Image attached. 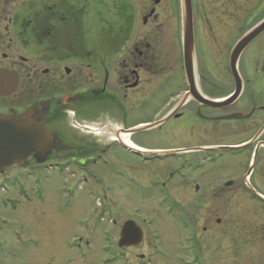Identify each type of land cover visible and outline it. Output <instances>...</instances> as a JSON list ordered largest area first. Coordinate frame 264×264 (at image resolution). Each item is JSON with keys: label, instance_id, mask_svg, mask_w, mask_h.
<instances>
[{"label": "flooded vegetation", "instance_id": "flooded-vegetation-1", "mask_svg": "<svg viewBox=\"0 0 264 264\" xmlns=\"http://www.w3.org/2000/svg\"><path fill=\"white\" fill-rule=\"evenodd\" d=\"M199 5L191 0V72L181 0H0V117L43 126L50 141L46 152H23L22 161L0 170V224L6 203L25 189L35 194L29 204L44 206L40 192L56 187L49 182L55 176L71 192L64 205L55 204L62 230L75 236L67 251L95 250L89 241L100 224L86 221L97 218L102 195L109 251L132 264L130 251L143 248L144 235L139 245L120 246L125 221L118 224L112 201L131 183L145 185L138 165L153 160L132 147L134 128L190 139L203 127L207 203L232 209L222 230L229 226L236 239L238 264H264V0H207V25L195 17ZM89 7L96 21L85 38ZM175 176L163 200L179 209L174 191L200 190L191 174ZM126 221L135 222L130 214ZM2 249L0 241V260Z\"/></svg>", "mask_w": 264, "mask_h": 264}, {"label": "rangeland", "instance_id": "rangeland-1", "mask_svg": "<svg viewBox=\"0 0 264 264\" xmlns=\"http://www.w3.org/2000/svg\"><path fill=\"white\" fill-rule=\"evenodd\" d=\"M196 3L199 8L201 6L199 4L204 5L203 9L196 11V19L201 25H207V0H196ZM87 13L88 17L86 16L84 23L87 33L84 37L90 38L89 30L96 17L93 18L94 12L90 7ZM100 24L96 25L97 29ZM197 56V60L206 57L207 61V54L205 57L200 54ZM202 63L198 61V70L199 68L202 71L206 70ZM132 119L131 126H136L140 122L134 121V116ZM145 126L147 125L142 124L134 128L138 130V134L132 143L133 148L137 147L143 152L151 153L144 157L153 158L150 163L140 165L133 160V165L137 164L146 170L143 174L145 185L131 183L122 189L123 193H117L119 197L112 201L114 202L112 209L118 224L122 225L125 221L124 226L129 222L126 219L130 214L135 220L132 222L142 232V237L144 235L143 248L140 251H130L131 255L128 257L131 258V263H140L136 255L143 254L146 259L152 258L153 264H238L236 239L229 234V226L222 230V220L227 216V211L230 212L232 209L227 208L224 213L223 208L218 206L213 198L211 203H207V130L197 127L193 138L182 139L180 136L166 137L158 131L141 134L140 129ZM173 172L176 176L179 174L180 179L191 174L192 178H196L200 190L196 192L198 189L195 188L194 193L191 188L174 191L172 194L180 201L179 209L171 208L170 204L163 200L168 185L174 182L170 178ZM49 182L57 185L53 189L43 187L40 196L46 203L39 210L36 203L29 204L35 194L27 189L23 190L20 196L12 197L10 199L12 203H6L2 209L5 221L0 224V241L3 243L0 264H49L50 261L51 264H125L109 251L111 247L108 239L109 217L103 215L104 211L100 204H105V201L102 195L98 197L99 204L96 203L97 218L86 221L100 224L94 231V239L89 241V247H96L95 250L67 251L68 246L76 244L75 241L73 243L70 241L75 236H70L68 232L64 233L62 230V221L55 212L57 206L55 204L58 200L64 205L70 199L71 192L65 187L62 188L55 176L50 177ZM33 202L35 201L31 200V203ZM87 226L89 225L84 226L85 231ZM15 232L20 235L14 239ZM29 238L36 240L32 242ZM82 245L87 247L86 241L82 242ZM250 263L251 260L248 259L244 262Z\"/></svg>", "mask_w": 264, "mask_h": 264}, {"label": "water", "instance_id": "water-1", "mask_svg": "<svg viewBox=\"0 0 264 264\" xmlns=\"http://www.w3.org/2000/svg\"><path fill=\"white\" fill-rule=\"evenodd\" d=\"M181 7L184 62L186 70L192 72L194 40L191 0H181ZM31 136L34 138L31 139ZM28 139L32 141L28 142ZM49 145V134L45 127L29 124L26 119L0 117V170L22 161L23 152L31 150L40 155L47 151ZM141 240L142 232L139 228L132 221L127 222L122 228L120 246H136Z\"/></svg>", "mask_w": 264, "mask_h": 264}]
</instances>
